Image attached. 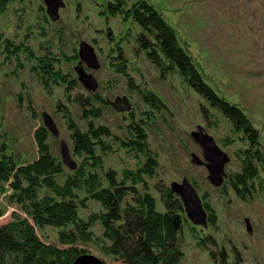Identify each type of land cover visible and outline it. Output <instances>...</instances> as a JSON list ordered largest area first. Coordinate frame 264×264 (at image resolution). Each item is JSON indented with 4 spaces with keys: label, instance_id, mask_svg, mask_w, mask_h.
<instances>
[{
    "label": "rangeland",
    "instance_id": "obj_1",
    "mask_svg": "<svg viewBox=\"0 0 264 264\" xmlns=\"http://www.w3.org/2000/svg\"><path fill=\"white\" fill-rule=\"evenodd\" d=\"M43 1L16 0L8 4L0 15V51L5 39L13 40L17 46L28 39L26 44L33 56L52 60V70L71 75L77 83L71 91L73 95L77 92L97 95L106 102L103 116L97 122L109 126L116 135L124 134L120 118L126 110L136 112L138 109L142 113L147 144L158 160L155 176L148 181L151 192L152 185L158 181L169 187L186 179L196 189L202 204H208L216 215V226L204 228L188 222L184 213L185 222L194 229L183 227L182 264H217L216 248L227 253L230 264H264V174L261 173L263 180L257 193L244 202L231 188L212 185L205 166L193 162L194 158L204 162L201 148L192 137L200 127L228 157L225 172L238 171L237 152L245 145L230 124L209 109L204 99L178 76H161L140 54L134 39L140 33L139 28L132 24L129 15L103 16L100 5L106 0H59L62 6L52 18ZM146 1L174 30L202 80L217 96L235 105L249 118L259 132L264 150V0ZM132 2L136 0L129 1L128 7ZM81 42L93 48L98 64L96 70L82 64L85 72L95 79L96 87L92 90L82 85L76 76ZM118 49L124 54L126 72L136 89L151 91L163 102L164 110L152 109L129 89L127 78L117 71L123 68L117 58ZM16 51L17 59L3 58L5 66L0 69V134L5 135L6 152L18 163L35 159L34 132L43 126L42 114H45L58 133V139L49 134L48 148L59 159L60 139L71 150L67 126L56 104L59 99L64 100L66 89L63 88L67 85L60 81L50 94L46 93L30 70L40 71L37 60L30 58L23 47ZM17 64L22 69H16ZM203 108L213 113L207 120L203 118ZM68 109L77 121L78 107L70 105ZM213 124L216 127L211 126ZM224 137L231 143L221 142ZM104 159L106 166L110 164L117 171L122 160L129 167L133 165V160L120 148ZM1 203L0 224H5L14 209L3 200ZM46 233L53 239L55 230L46 229ZM201 236L209 237L210 240L205 241L208 245L214 240L216 247L210 245L213 249L209 251L206 245L205 249L201 248L202 242L196 238ZM96 256L99 258V254ZM104 260L110 263L109 259Z\"/></svg>",
    "mask_w": 264,
    "mask_h": 264
},
{
    "label": "trees",
    "instance_id": "obj_2",
    "mask_svg": "<svg viewBox=\"0 0 264 264\" xmlns=\"http://www.w3.org/2000/svg\"><path fill=\"white\" fill-rule=\"evenodd\" d=\"M13 1L16 0H0V15ZM129 1L132 0H106L100 11L105 17L129 15L132 24L139 28L140 33L134 39L140 54L161 76H178L204 99L209 109L230 124L245 146L237 152L238 171H228L222 185L246 202L257 193L263 180L264 150L259 132L241 110L217 96L202 80L174 30L160 14L146 0H136L128 7ZM27 40L20 46L11 39L3 41L0 69L5 66V59H17L16 50L23 47L30 58L37 60L40 71L30 70L46 93L50 94L60 81L67 85L63 88L64 100L59 99L56 104L67 126L69 155L71 160L75 158L76 165L69 170L60 156L58 159L51 154L50 133L43 126L34 132L37 156L27 163L16 162L6 152L5 135L0 134V217L1 200L14 209L7 223L0 224V264H72L88 253L99 254L96 257L103 264H182L183 227L194 228L185 222L182 203L167 185L158 181L150 190L148 181L155 176L158 160L147 144L142 113L138 109L126 110L120 118L124 134H114L109 126L97 122L103 116L106 102L97 95L79 92L73 95L71 91L77 83L71 75L52 70V60L33 56ZM117 56L123 64L117 71L127 78L129 89L152 109L164 110L163 102L151 91L136 89L128 77L126 59L120 49ZM16 69L22 66L17 64ZM70 105L78 107L77 121L68 109ZM203 109V118L207 120L213 113ZM220 141L231 143L228 137ZM118 148L133 160L132 167L125 160L118 171L110 164L105 165L106 155ZM203 209L207 225L214 228L217 224L214 211L208 204H203ZM46 229L55 230L53 239ZM196 238L201 240V248L206 245L209 251L213 249L211 246L216 247L214 240L211 246L205 242L210 240L207 236ZM215 250L219 257L217 264H230L224 250ZM210 256L215 258L213 253Z\"/></svg>",
    "mask_w": 264,
    "mask_h": 264
},
{
    "label": "water",
    "instance_id": "obj_3",
    "mask_svg": "<svg viewBox=\"0 0 264 264\" xmlns=\"http://www.w3.org/2000/svg\"><path fill=\"white\" fill-rule=\"evenodd\" d=\"M46 5V12L53 18L56 16V10L58 7H61L62 4L59 0H44ZM79 57L80 61L77 64L76 76L77 80L82 83L87 89L92 90L96 87L95 79H93L92 74H87L85 70L82 68V64L89 68L90 70L97 69V61L96 57L93 53V48L84 42L79 44ZM43 118V127L51 134V136L55 139H58V133L56 128L53 125V122L49 116L42 114ZM196 144H199L201 148V154L203 155V161H199L194 158V163H201L205 166L207 170L208 181L219 187L222 185L226 172L224 170L225 164L228 163V157L226 154L220 152L218 150L217 145L213 142V139L206 134H203L201 128H197V133L192 135ZM59 150H60V161H62L63 165L69 170H73L75 168L74 160H71L69 155V149L67 148L64 140L60 139L59 141ZM169 190L178 197L179 201H181L183 206V212L185 213L186 219L191 224L199 227H207L206 223V212L203 209L202 201H200L197 196L196 189L188 182V180L183 179L180 184L171 183L169 185ZM72 264H103L100 259H98L93 254H84L77 259H75Z\"/></svg>",
    "mask_w": 264,
    "mask_h": 264
}]
</instances>
